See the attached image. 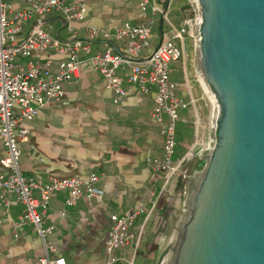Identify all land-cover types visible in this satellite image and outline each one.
<instances>
[{"label":"crops","instance_id":"obj_1","mask_svg":"<svg viewBox=\"0 0 264 264\" xmlns=\"http://www.w3.org/2000/svg\"><path fill=\"white\" fill-rule=\"evenodd\" d=\"M8 1L14 8L28 4V0ZM81 1L87 6L86 17L83 21H73L77 27L75 33L81 37L86 25L113 29L125 20L136 22L151 15L150 10H140L139 0ZM186 2L169 0L167 11L176 7L179 23ZM30 25L26 30L23 28L22 35L27 33ZM44 25L47 32L61 38L73 34L57 10L48 13L43 28ZM114 44L116 47L123 45L121 42ZM89 45L92 51L104 48V42L100 40L90 41ZM189 46L187 39L186 53ZM63 56L51 47L36 55L40 59L52 58V69ZM86 56L85 52H80L82 59ZM187 66L188 63L182 81H178L179 92L187 100L188 107L179 111L177 137L181 142L182 133L189 135L190 141L182 142L186 143L187 149L192 148L195 155L179 162L168 180L162 172L154 171L144 163L147 153L160 155L163 144L161 125L151 117V95L136 97L129 93L123 102L113 103V92L102 86L100 73L87 62L81 63L77 77L63 83L64 94L60 100L41 107L33 119L25 121L30 132L28 139L20 142L18 159L24 175L47 181L52 176L84 175L92 170L100 175L99 185L104 189L100 199L80 197L66 207L63 216L59 211L65 206L67 190L56 191L51 197L46 222L55 223L56 228L46 236L55 248L50 257L63 256L65 264H103L111 213L142 203L148 210L144 217L137 219L138 224L130 227L129 243L119 248L117 254L120 261L129 264L156 263L187 167L208 145L212 106L199 79L188 73ZM123 84L130 88L125 80ZM3 148L0 140V156ZM33 193L39 196L37 189ZM153 200L155 205L150 210ZM21 208L20 203H13L5 212L0 203V264H40L38 257L43 254V244L37 231L28 224L17 227L14 224ZM145 222V232L140 239Z\"/></svg>","mask_w":264,"mask_h":264},{"label":"built area","instance_id":"obj_2","mask_svg":"<svg viewBox=\"0 0 264 264\" xmlns=\"http://www.w3.org/2000/svg\"><path fill=\"white\" fill-rule=\"evenodd\" d=\"M165 0H139L141 11L150 10L152 16L131 22L123 21L113 29L86 25L84 36L76 35L73 21H83L87 6L81 0H28V4L14 8L8 0H0V140L3 154L0 156V203L7 212L13 203L22 205L15 226H32L42 240L43 254L38 257L40 264H65L63 256L50 257L54 245L46 236L55 228L47 223V210L51 197L56 191L66 189L64 207L59 215L66 213V207L73 205L80 197L102 198L104 189L99 185L100 175L88 171L84 175L52 176L47 181L41 177L26 176L22 173L18 159L20 142L29 137V126L25 121L33 119L41 107L58 101L64 94L63 83L71 81L80 72L81 63L87 62L101 75L102 86L113 92L112 102H123L130 93L136 97L149 94L153 105L151 117L161 125L163 139L162 154L147 153L144 163L154 171L162 172L169 179L179 162L195 155L192 148L186 149L181 158L173 161L176 145V122L178 110L188 105L179 92L180 83L171 78L174 68L170 66L186 54V39L197 43L196 24L200 22L196 0H187L182 7L183 17L174 25L163 13ZM57 10L65 19L72 36L61 38L45 31V17ZM161 13L169 29L161 32L155 45L151 43L153 15ZM32 20L26 34L22 35L23 24ZM101 38L103 49L91 50L90 41ZM121 42L122 47H116ZM48 47L64 55L51 68L52 58H37ZM87 54L80 57V52ZM19 56L20 60H14ZM186 65L183 66L184 70ZM198 79L209 98L201 79ZM130 84L124 86L123 81ZM37 189L39 196L33 191ZM155 201L151 202L154 207ZM142 204L131 206L110 215V226L104 243L103 264H114L120 258L117 250L129 243V230L137 216L147 212ZM16 235V233H15Z\"/></svg>","mask_w":264,"mask_h":264},{"label":"water","instance_id":"obj_3","mask_svg":"<svg viewBox=\"0 0 264 264\" xmlns=\"http://www.w3.org/2000/svg\"><path fill=\"white\" fill-rule=\"evenodd\" d=\"M196 10L208 145L187 167L160 264H264V0Z\"/></svg>","mask_w":264,"mask_h":264},{"label":"rangeland","instance_id":"obj_4","mask_svg":"<svg viewBox=\"0 0 264 264\" xmlns=\"http://www.w3.org/2000/svg\"><path fill=\"white\" fill-rule=\"evenodd\" d=\"M167 9H168V7H167ZM150 16H152V14ZM153 17H154V25H153V28H152L153 36L151 37V43L155 44L157 42V39H158V36H159V22L161 20V13L157 11L153 15ZM167 17L169 19H172L173 22L176 25L179 24V21H178L179 12H178L176 7H172V8L169 9V11H167ZM31 21L32 20L28 21L27 24L24 23L22 25L25 30L30 25ZM164 26L166 27V29L170 28V25H169V23H167V21L164 23ZM44 30L45 31L48 30V28L45 25H44ZM186 42H187V39H186ZM186 49H187V47H185V50ZM196 53H197V43L194 44L193 42H191L190 46H189V52H187L184 57H181L180 59H178L176 61H172L170 63V66L174 68V71L170 74L171 78L175 79L176 81L181 82L183 77H184L183 65L184 64L186 65V63H188V66H187L188 73L193 75L194 78H198L197 76L199 74V78L201 79V76H200V73H199V70H198V67H197V63H196ZM20 59L21 58L19 56L14 58V60H20ZM201 82H202V80H201ZM202 84H203V82H202ZM203 86H204V84H203ZM205 90H206V88H205ZM179 111H180V109L178 110V112ZM178 123H179V121L176 122V145H175V148H174V153L172 155L173 161H175V154L177 153L178 150H181L180 148H182V146H183L181 144V142L178 140V137H177V124ZM167 235H168V231L165 233V235H164V237H163V239L161 241V247H163V248L160 250L159 255L157 256V259H156V263L154 262V264H160V260H161V257H162V253H163V249H164V246H165Z\"/></svg>","mask_w":264,"mask_h":264},{"label":"trees","instance_id":"obj_5","mask_svg":"<svg viewBox=\"0 0 264 264\" xmlns=\"http://www.w3.org/2000/svg\"><path fill=\"white\" fill-rule=\"evenodd\" d=\"M168 19H169V18H168ZM169 20L171 21V19H169ZM165 22H166V20L161 18V27L159 28L160 34H161L162 31L166 30V28H164V27H165V26H164V23H165ZM167 23H168V22H167ZM172 23H173L174 25H176L173 21H172ZM97 40H98V41H99V40L102 41V39H96V40H94V41H97ZM187 107H188V106H187ZM187 107H185V108H187ZM184 134H185V133H182V134H181V136H183L181 140H182L183 142H187V143H188V142L190 141V136H189V135L186 136V135H184ZM188 134H189V133H188ZM184 137H185V139H184ZM182 141H181V143H182V145H183L182 148H181L182 150H181L180 152L177 151V153L175 154V161H176L178 158H180L181 155L184 153V151H186V149H187V147H186V143H183ZM179 143H180V142H179ZM162 178H163V176H162ZM141 217H144V213H142L141 215L137 216V218L135 219L133 225H134V224H138L137 219H140ZM145 225H146V222L144 223V225H143V227H142V229H141L140 239H141V236L143 235V233L145 232V231H144V230H145L144 228H146ZM140 239H139L138 245H139V243H140ZM119 262H121L122 264H129V263H126V262H122V260H121V261L119 260V261L115 262L114 264H118ZM119 264H120V263H119Z\"/></svg>","mask_w":264,"mask_h":264},{"label":"bare ground","instance_id":"obj_6","mask_svg":"<svg viewBox=\"0 0 264 264\" xmlns=\"http://www.w3.org/2000/svg\"><path fill=\"white\" fill-rule=\"evenodd\" d=\"M202 80V79H201Z\"/></svg>","mask_w":264,"mask_h":264}]
</instances>
